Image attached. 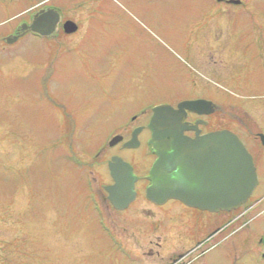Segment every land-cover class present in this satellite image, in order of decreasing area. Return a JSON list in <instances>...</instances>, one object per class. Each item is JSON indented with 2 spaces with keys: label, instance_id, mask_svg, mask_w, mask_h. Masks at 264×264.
<instances>
[{
  "label": "rangeland",
  "instance_id": "obj_1",
  "mask_svg": "<svg viewBox=\"0 0 264 264\" xmlns=\"http://www.w3.org/2000/svg\"><path fill=\"white\" fill-rule=\"evenodd\" d=\"M43 1L0 0V36L26 23L28 14L18 15ZM55 1L78 25L67 46L44 54L42 41L31 37L0 54V264H146L138 252L154 249L148 246L153 237L143 235L150 217L140 212L143 202L116 211L106 197H95L108 183L105 168L96 166L105 155L97 152L140 110L198 94L185 85L189 72H199L186 24L207 12L200 7L209 0ZM241 1L256 2L255 8H235L234 17L264 19V0ZM43 46L50 51L52 43ZM6 56L11 78L2 70ZM249 87L200 92L219 104L216 116L229 121L232 107L253 96ZM57 106L75 121L61 119ZM243 107L251 112V104ZM142 148L121 154L141 155ZM94 153L100 157L92 181L76 165ZM222 256L216 248L206 260Z\"/></svg>",
  "mask_w": 264,
  "mask_h": 264
},
{
  "label": "flooded vegetation",
  "instance_id": "obj_2",
  "mask_svg": "<svg viewBox=\"0 0 264 264\" xmlns=\"http://www.w3.org/2000/svg\"><path fill=\"white\" fill-rule=\"evenodd\" d=\"M253 3L256 2L209 0L205 6L200 7L201 10L207 12L200 18L188 19L185 33L192 38L195 43L194 48H197L191 56H195L194 69L197 67L199 71L198 76L189 72L185 85H188V89L198 91V94L178 96L175 100L158 102L148 106L149 108L140 110L138 114L129 118L128 123L122 127H115L113 134L108 139L110 141H107V147H103L97 152L102 151L105 155L97 165L95 162L100 157V155L99 157L95 155L97 153L89 157L84 154L86 157L80 159V164L76 165L86 168L89 174L88 178H93L92 181L96 180L95 177H91L95 175L94 165L101 169L104 167L108 183L102 189L113 184L108 169V163L112 158H120L131 167L135 177L133 183L135 199L132 203L143 202L144 209L141 208L140 212L147 214L152 223L151 229H145L143 235L153 237V241H150L148 246L154 244V249L147 252L142 249L138 252L139 257L144 259L146 264H264V190L259 191L264 184V176L261 171V167H264V145L261 139L264 137V34L259 32V27H264V19L253 21L252 18H236L232 12L235 8L245 10L247 9L246 6L255 8ZM88 5L90 6V4ZM57 6L55 0H45L33 8L31 7L28 11L18 15L19 17L28 14V17L24 18V21L27 22L21 25H29L32 17L40 10L54 9L59 11ZM60 14L57 30L47 38L26 33L9 46L5 42L7 37L0 36V54L7 48L14 47L13 45L31 37L39 38L42 41L41 52L44 54L67 46L65 41L75 33L66 35L62 30V24L66 21L73 23L74 21L71 20L72 17L65 19L62 14L60 17ZM76 26L78 32V25L76 24ZM20 33L19 29L16 28L10 36ZM45 43H52L50 51L47 50V46H43ZM215 57L218 58L217 64L213 61ZM9 59V56H6L5 61H3L5 69L2 70L4 75L11 78L13 73L10 71L11 59ZM24 64L30 67L28 62L24 61ZM208 77H215V80L210 81L211 79ZM240 85L242 87L249 85V90L253 96L246 100L248 102L233 104H237V107H232V111L238 114L234 112V118L229 121L218 118L216 114L220 108L219 104L209 99L206 93L200 92V90L206 91L208 87L213 90L215 88L226 90L232 86L240 87ZM198 100L211 102L214 105V112L209 115L204 114L205 109L199 110L201 114L186 112L184 123L192 127L196 125V129L185 132L184 135L194 138L196 133L203 136L218 131H228L242 143L251 156L255 168L256 188L245 203L229 212L199 210L188 207L178 200H169L162 205H156L146 199L145 191L149 185L147 177L155 160V156L148 146L150 132L146 128L152 116V108L167 105L177 109V106L182 102ZM248 103L251 104V112H247L243 107ZM57 109L63 116L61 119L67 116L65 120L75 121L73 113L66 107L57 106ZM70 127H73V123ZM135 131H138V134L132 145L136 146L124 148V144L132 139ZM142 136L146 137L143 142L140 141ZM114 138L121 140L117 144L111 145L110 143ZM141 147L144 148V153L141 155L130 154L128 158H124L121 154L124 151H135ZM88 158H93L94 164L88 163ZM94 194L95 197H106L105 200H107L108 196L105 192L97 195L94 190ZM168 203H172V207L165 210L164 207ZM182 242H186V244L181 245ZM216 248L223 252V256L215 261H207L208 254ZM154 256L158 260H155ZM149 257L151 258L150 261H148Z\"/></svg>",
  "mask_w": 264,
  "mask_h": 264
},
{
  "label": "water",
  "instance_id": "obj_3",
  "mask_svg": "<svg viewBox=\"0 0 264 264\" xmlns=\"http://www.w3.org/2000/svg\"><path fill=\"white\" fill-rule=\"evenodd\" d=\"M60 23L59 15L53 9L37 12L29 25L19 26V35L5 39L13 44L26 33L41 38L51 36ZM63 31L70 35L77 31L72 22L63 24ZM213 104L209 101L182 102L173 109L167 105L152 109L147 125L150 132L148 146L156 159L147 180L146 199L156 205L169 200L210 212H229L245 203L257 186V176L252 158L239 141L228 131H218L194 138L184 135L194 131L195 126L184 123L186 112L212 114ZM124 144V148H134L136 135ZM264 145V137H261ZM121 139L114 138L111 145ZM113 184L103 190L108 202L116 211L125 210L135 199L133 183L135 177L131 167L120 158H112L108 163Z\"/></svg>",
  "mask_w": 264,
  "mask_h": 264
}]
</instances>
